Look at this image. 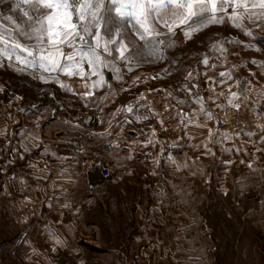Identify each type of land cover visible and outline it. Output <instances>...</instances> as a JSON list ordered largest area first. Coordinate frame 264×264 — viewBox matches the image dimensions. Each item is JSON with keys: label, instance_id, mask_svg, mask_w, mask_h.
<instances>
[{"label": "rangeland", "instance_id": "rangeland-1", "mask_svg": "<svg viewBox=\"0 0 264 264\" xmlns=\"http://www.w3.org/2000/svg\"><path fill=\"white\" fill-rule=\"evenodd\" d=\"M105 5L109 6V0ZM7 16L20 24L26 19L15 8L14 0H0V26L11 30L14 25L4 19ZM245 24L256 40L229 23L211 25L187 43L184 36L181 38L182 30L176 29L172 37L175 46H159L166 59L149 56L148 48L137 41L136 48H131L130 65L116 61L121 74L123 69L130 80L124 85L127 89L121 82L111 89L100 88L103 96L106 94L104 116L108 115L104 133L112 131L111 117L126 114L117 113V109L141 95L145 99L140 103L150 106L145 113L155 121L151 127L129 134L131 139L124 145L130 152L111 154L104 145L103 154L113 166L109 162L110 178L99 181L91 192L86 167L69 162V153L45 131L43 138L49 146L31 148L22 135L24 141L7 152L4 122L7 116L17 114L18 104L40 101L53 107L58 99L65 100L66 92L32 78L48 75L42 69L18 73L7 66L15 64V59L0 57L5 63L0 68V87L4 89L0 91V264H264V144L259 142L264 132L257 127L264 124L259 115L264 112V69L249 62L253 58L264 61V52L247 50L242 44H225L229 51L221 67L219 54L210 48L217 40L236 38L264 49V28H257L254 21L245 20ZM107 27L112 29L110 24ZM121 27L126 39L135 38L129 22ZM203 57L216 67L203 65ZM128 67L133 71L129 73ZM233 67L234 79L228 85L210 82L209 77L220 80L217 74ZM107 70L110 73L103 71V75L111 84L115 73ZM188 71L193 72L190 81L184 79ZM157 73L164 78L153 79ZM237 81L250 82L244 91L249 100L242 101L239 112L218 108V104L227 103L219 93L227 95L229 86L240 91ZM76 83L73 88L80 86ZM186 83L198 85L191 96L182 90ZM45 86H54V93L44 90ZM160 95L168 98L169 105L153 106L154 97ZM196 95L205 98L206 107L216 118L208 121L200 116L198 123L207 125L204 128L181 124L176 116L198 110ZM210 96L213 99H208ZM161 120L163 124L158 125ZM209 130L222 142L213 143ZM249 131L257 135L248 137L245 133ZM225 132L232 136L230 141L219 135ZM149 139L153 144L145 147ZM169 156L180 167L171 164ZM59 171L67 192L52 201L47 183ZM49 233L62 239L65 246L57 247Z\"/></svg>", "mask_w": 264, "mask_h": 264}, {"label": "snow or ice", "instance_id": "snow-or-ice-1", "mask_svg": "<svg viewBox=\"0 0 264 264\" xmlns=\"http://www.w3.org/2000/svg\"><path fill=\"white\" fill-rule=\"evenodd\" d=\"M14 3L15 8L26 19L23 24H20L12 16L4 18L11 22L14 28L8 30L0 26V57H6L8 61L15 59V64L8 63L7 66L18 73H24L26 68L42 69L43 73L48 75H33L32 78L38 79L42 84H55L61 90L78 96L80 100L84 101L85 107L94 98L96 90L102 87L112 88V85L105 81L103 69H110L115 73V79L118 82H123L124 76L116 61H124L126 65H130L133 59L129 55V49L136 48L137 41L142 42L148 48L149 56L164 60L166 56L159 46L174 47L176 41L172 37L175 36L176 29L182 30L185 43H187L193 39L194 34L211 25L229 23L251 40H256V35L246 26L245 20L256 22L257 28H264V23H261L264 21V0H109L107 8L105 0H14ZM22 5L28 7L25 8ZM257 9L260 11L257 12ZM105 13L108 14L107 19H105ZM112 13L114 16L111 15ZM125 21L131 24L134 39L125 38L121 27ZM109 24L112 25V29H108ZM162 29H166V32ZM162 36L166 39H159ZM89 38L91 42H89ZM225 44H242L247 50L257 53L264 52V49L257 46L256 43H245L236 38L217 40L210 44V48L219 54L217 58L221 59V67H224L223 60L226 59L229 51ZM249 62L257 68L264 69V61L253 58ZM201 63L206 67H216L214 64H209L208 57H203ZM16 65L21 66L17 67ZM85 65L90 71H86ZM3 67H5V63L0 60V68ZM127 70L130 73L133 68L128 67ZM164 71L171 75L167 69ZM57 72L63 73L67 77H78L81 81H86L81 84V87L86 91L76 92L71 84L61 80L59 76L53 75ZM233 72L234 67L220 71L217 74L220 80H215L213 77H209V80L220 85H228L234 79ZM202 75L207 77L208 73L204 72ZM156 78L163 79L164 77L157 73L153 79ZM193 78L192 71H188L184 77L186 81ZM249 85V81H237L236 87L240 91H233L229 86L227 95L223 92L219 93V95L225 96L227 103L218 104L217 107L222 110L231 108L239 112L242 108V101L249 100V97L244 94L245 88ZM196 87L198 85L190 87L186 83L182 86V90L191 96L192 89ZM3 90L0 87V91ZM213 91L215 90L213 89ZM261 96L264 98V93H261ZM172 98L176 99L175 96ZM102 99H106V97ZM144 99L145 97L141 95L136 104L128 103L118 108L117 113L134 114L138 122L148 120V115L137 114L139 108L150 107L140 103ZM208 99L213 98L210 96ZM194 102L199 105L197 111L176 113L181 124L186 122L189 125L194 124L198 128L207 127V125L198 123L200 116L206 117L208 121H215L213 112L206 107L204 97L196 95ZM180 103L185 102L180 101ZM136 105H139V108ZM153 114L158 115L157 113ZM259 115L264 117V112ZM160 123L163 124V120ZM257 127L264 132V124H257ZM152 135L155 136V131ZM216 135L212 130H209V139L213 143H221L222 140L214 138ZM219 135L223 140L230 141L232 139V136L226 132ZM245 135L254 137L257 133L249 131ZM259 142L264 144V136L260 137ZM151 144H153V140L149 139L145 147ZM204 147L211 153L207 143ZM225 151H231V149H225ZM168 161L180 167L172 156L168 157ZM227 163H231V161ZM248 167L251 168L252 165L249 164ZM64 207L67 205L65 204ZM49 238L57 247L65 246L64 241L54 233H49Z\"/></svg>", "mask_w": 264, "mask_h": 264}, {"label": "crops", "instance_id": "crops-1", "mask_svg": "<svg viewBox=\"0 0 264 264\" xmlns=\"http://www.w3.org/2000/svg\"><path fill=\"white\" fill-rule=\"evenodd\" d=\"M183 38V35L181 36ZM68 51V49H66ZM134 54L133 49H129V55ZM115 55V54H114ZM86 71H90L88 66L85 65ZM108 69V68H107ZM106 68L103 70L106 73H110ZM26 71H31L29 68ZM123 71V87L126 86V81L130 80L129 75ZM33 72V71H32ZM60 73V72H57ZM55 74V73H54ZM60 77L66 80L67 83L74 87V83L80 85L75 91L80 93L86 91L81 84L86 81H81L78 77H67L63 73H60ZM96 79V77H93ZM115 78H112V87L115 84H119ZM128 87V86H127ZM127 87L125 89H127ZM46 90L54 93V86H45ZM43 89V88H42ZM108 90V89H107ZM106 90V93H107ZM65 92V91H63ZM143 93V92H142ZM65 95V96H64ZM63 95L65 100L58 99V104L51 107L49 104H43L40 101H33L30 103H19L17 106V114L13 116H7L4 122V137L6 140L7 152L11 153L13 151L14 145L17 146L18 143H22L24 140H28L31 148L45 147V144L49 146V141L44 140L43 133L47 132V136L54 141L56 144L62 146L66 152L69 153L67 160L69 162H78L83 168L86 167L87 172V184L88 191L96 190L98 187V182L101 180L100 172L102 169L109 170V162L111 166V160H108L103 154V147L106 145L109 148L111 154L118 152H130L129 148H125L124 143L128 144L130 141V133L132 131L145 130L147 127H151L152 123L155 121L151 114L145 113L142 109L137 114L148 115L149 119L144 121H137L134 114H121L111 117L112 131L110 135H106L103 131L106 126L105 122L107 117L104 116L103 108V90L98 89L95 92L94 98L89 101L87 107H85L84 101L80 100L78 96H73L71 93L66 92ZM52 100L51 98H49ZM139 99V98H138ZM137 97L133 98L131 103L137 102ZM141 102V101H140ZM127 102L126 104H128ZM23 109V111H21ZM147 111V109H146ZM161 123L159 122L158 125ZM35 138V139H34ZM104 138L107 141H104ZM44 140V141H43ZM34 151V149L30 150ZM6 152V153H7ZM60 171L53 181L47 183V192L50 194V200H55L56 196L65 195L67 192L65 188V179L60 176ZM92 194V193H91Z\"/></svg>", "mask_w": 264, "mask_h": 264}, {"label": "built area", "instance_id": "built-area-1", "mask_svg": "<svg viewBox=\"0 0 264 264\" xmlns=\"http://www.w3.org/2000/svg\"><path fill=\"white\" fill-rule=\"evenodd\" d=\"M152 103H153L154 107H165V106L169 105V100H168V98L160 95V96L154 97ZM100 176L103 180L109 179L110 178L109 170L108 169H102L100 172Z\"/></svg>", "mask_w": 264, "mask_h": 264}, {"label": "water", "instance_id": "water-1", "mask_svg": "<svg viewBox=\"0 0 264 264\" xmlns=\"http://www.w3.org/2000/svg\"><path fill=\"white\" fill-rule=\"evenodd\" d=\"M103 179L101 178V180L100 181H102Z\"/></svg>", "mask_w": 264, "mask_h": 264}]
</instances>
